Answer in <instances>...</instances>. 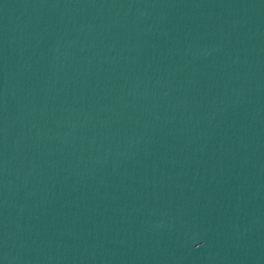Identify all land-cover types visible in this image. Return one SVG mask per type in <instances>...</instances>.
<instances>
[{"label":"water","instance_id":"obj_1","mask_svg":"<svg viewBox=\"0 0 264 264\" xmlns=\"http://www.w3.org/2000/svg\"><path fill=\"white\" fill-rule=\"evenodd\" d=\"M0 264H264V0H0Z\"/></svg>","mask_w":264,"mask_h":264}]
</instances>
